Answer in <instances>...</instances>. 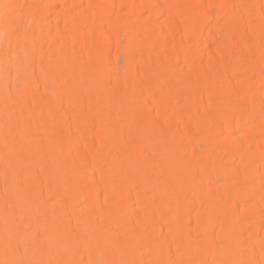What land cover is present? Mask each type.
<instances>
[{
    "label": "bare ground",
    "instance_id": "bare-ground-1",
    "mask_svg": "<svg viewBox=\"0 0 264 264\" xmlns=\"http://www.w3.org/2000/svg\"><path fill=\"white\" fill-rule=\"evenodd\" d=\"M26 1L0 0V167L10 174H0V264H53L61 255L65 264H77L84 246L95 249L88 264H264V0H63L57 11L53 7L60 0H29L36 2L29 7ZM112 11L125 19H111ZM101 14L109 20L102 21ZM161 16L166 18L163 25ZM223 17L227 19L219 24L211 22ZM95 23L100 25L95 40L104 48L121 43L116 28L124 26L127 35L133 34L126 44L137 53L131 59L137 60L138 69L127 66L133 69L128 83L132 92L120 90H127L123 77L126 86L116 79L119 88L111 87L108 72L115 69L112 59L118 61L119 54L111 58L107 48L99 52L95 40L91 53L88 29ZM222 30L228 38L218 41ZM43 42L54 46L40 51ZM181 60L190 62L187 72H179ZM238 73L246 76L238 78ZM150 74L159 78L160 86L170 81L176 87L173 81L179 79L189 88L183 92L187 86L179 85L178 94L168 86L174 98L165 96L157 80L155 85L153 77L146 79ZM144 81L164 94L160 103L159 97L155 101L159 105L152 103L158 112L151 122L158 125L134 123L145 110L138 102L139 86L145 94L155 91ZM39 95L51 98L40 109ZM218 95L222 100L204 102ZM124 96L130 104L137 100L142 105H136L138 114L133 106V114L125 101L132 115L127 113L128 122L118 121V126L115 119L107 120L127 107ZM103 99L113 100V106L106 101L102 105ZM64 103H71L76 113H62ZM71 111L88 129L77 131L75 122L68 124L64 115ZM182 115L187 121L176 136L173 126H179ZM194 159L202 162L191 163ZM163 172L171 178L174 174L175 181H160ZM219 178L227 181L218 183L226 184L225 191L210 186ZM210 188L216 193L209 194ZM56 196L62 209L57 201L50 202ZM146 198L150 204L135 206L141 209L133 222L131 203ZM192 206L197 207L194 225L186 215ZM170 221L168 230L164 222ZM163 223L171 235L158 241ZM110 225L135 238L125 244V233L119 231L120 241H113L117 228ZM25 227L33 229L34 238L45 230L46 240L30 239ZM78 233L85 236L79 237L82 244L74 239Z\"/></svg>",
    "mask_w": 264,
    "mask_h": 264
},
{
    "label": "rangeland",
    "instance_id": "rangeland-1",
    "mask_svg": "<svg viewBox=\"0 0 264 264\" xmlns=\"http://www.w3.org/2000/svg\"><path fill=\"white\" fill-rule=\"evenodd\" d=\"M28 1H29V0H27L26 3L24 2V6H25V7H27L28 5L30 6V5H32V4L34 5V4L36 3V2H32V1L28 2ZM62 1H63V0H60V2L57 3V4H58L57 6L54 5L53 9H55V10L57 11L59 8H61V3H62ZM165 1H166L167 4L172 2V0H170L171 2H170L169 0H165ZM165 1H164V2L161 1V4L164 5ZM167 1H168V2H167ZM27 2H28V3H27ZM166 3H165V4H166ZM27 4H28V5H27ZM159 4H160V2H159ZM161 4H160V5H161ZM29 6H28V7H29ZM166 6H167V5H166ZM80 8H82V7H80ZM55 10H54V11H55ZM54 14H55V13H52V14H51V18L54 16ZM106 14H108V13H106ZM106 14H104V15L101 14L102 16L99 15L98 18H100L102 21L105 20L106 18H107L106 20H109V17H108V16L105 17ZM117 14H120V15L118 16ZM145 14H146V15H145ZM148 14H149L148 12H146V13L144 12V14H142V16L144 15L143 17L149 18V16L147 17ZM108 15H109L110 18L113 19V20H118V19L120 20V19H122V14H121V13H117L116 11H112V12H111V15H110V13H109ZM111 16H113V17H111ZM117 16H118V17H117ZM125 16H126V15H125ZM125 16L123 17V19H125ZM102 17H103V18H102ZM104 17H105V18H104ZM225 17H226V16H225ZM225 17L220 18L219 21H218V20H211V22L214 23L215 21H217L216 23L219 24V23H221L222 21H225V20L227 19V18L225 19ZM53 18H54V17H53ZM100 19H99V20H100ZM123 19H122V20H123ZM159 19H160V20H159ZM158 20H159L161 23H162V21H163V23H162V25H163V24L165 23L164 21L166 20V18H165V16H161V18L159 17ZM120 21H121V20H120ZM138 23H139V22H138ZM95 24H96V25H94V26L90 27V29H88L89 31L91 30L90 33H89V35H91V33H92V37L90 36V38H91V40H92V46H93V47L91 48V53L93 52L92 50H96V47H94V46H95V43H96V46H98V45H99L98 47L101 46V49H102V48L105 49V50L108 49L107 53H108L109 55H111V56H110L111 58H115V54H116V53H117L116 55L119 54L118 57L116 56L117 59H118V61H116V58H115V60L112 59V60H113L112 62H113V63L115 62L114 66H113V65H112V66H113V68L115 67V69H116V66H117V69H116V70L113 69V70H110V72H108V74H109V78H110V79L107 77V79H106V83L109 84V81H110L111 84H114V82H115V83H118V82L116 81V79H117L118 81H120L119 83H121L123 86H126V85H127V87H126L127 90L124 89L125 87H124V88H122V87L120 88V90H121L124 94H126L127 91H131V86H130V89H128V86H129L128 83L131 84L130 82L132 81V78H133V74L131 73V70H133V69L135 70V68H134L135 65H136V68L138 69V66H137V65H138V62H137V60H136L137 64H136L135 61H134V62H135L134 65L131 63V62H133L132 60L134 59V58H133V57H134L133 55H135L134 53H136V52H133V50H135V49L132 50V49L128 48L129 43H131V42H129V41H132V39H131L132 37L130 38V36H131L132 33L129 32L130 35H129V34L127 35L128 32L125 33V31H128V29L126 30V28H125L124 26H123L124 28H123L122 26H121V28H116L117 33L120 34V36H121V43L118 44L117 46H116L115 44H111V45L109 44L110 46H109V47H106V48H107V49H106V48L102 47V44L99 43L98 40H97V42H96V40H95V38H98V37H96V36L99 35V30H100V29H99V28H100V25L98 26L97 23H95ZM93 27H94V28H93ZM95 27H96V28H95ZM159 27H160V26H159ZM160 28H161V27H160ZM92 29H94V30H92ZM119 29H120L121 31H120ZM156 29H157V31L160 30L158 27H156ZM156 29H154V30L156 31ZM206 29L208 30V27H207ZM123 30H124V31H123ZM129 31H130V30H129ZM155 31H153V32H154V34L156 35V32H157V31H156V32H155ZM222 31H223V32H222ZM222 31H221V35H222V36H220V35L218 36V35H217V38H218V39H217V38H214V36H212V38H213V39H217L218 41H221V40L224 41V39L227 40L228 37L225 35L224 30H222ZM93 32H94V33H93ZM96 32H97L98 34H96ZM131 32H132V31H131ZM153 32H151L150 34L152 35ZM123 33H124L125 35H123ZM94 34H95V35H94ZM121 34H122V35H121ZM154 34H153V35H154ZM132 35H133V34H132ZM155 35H154V36H155ZM122 36H124V37H122ZM127 37H128L129 40H128V39H125V38H127ZM215 37H216V36H215ZM92 38H94V39H92ZM148 38H149V37H148ZM94 40H95V41H94ZM124 40H125V41H124ZM143 40L145 41L144 38H143ZM143 40H142V42H143ZM217 40H215V41H217ZM226 40H225V41H226ZM93 41H94L95 43H94ZM128 42H129V43H128ZM43 43H44V44H42V45L40 44V46H39V47H41V48H39L38 46H36V47H38V48L40 49V51H41V49L43 50V48H44V50H45V48H46V49L48 48V50H51V49L53 48V46H54L53 43H50V44H48L49 42H43ZM46 43H47V44H46ZM97 43H99V44H97ZM127 43H128V45L126 46ZM143 43H146V41L143 42ZM193 43H194V42H191V43H189V45H191V44H193ZM52 44H53V46H52V48H51V45H52ZM120 45H121V47H120ZM115 46H116V47H115ZM194 46H195V44L192 45L191 48H193ZM30 47L33 48V47H35V45L32 44V45H30ZM98 47H97V49H98ZM125 47H126V49H125ZM114 48H115V49H114ZM210 48H212V47H210ZM33 49H35V48H33ZM36 49H37V48H36ZM103 49H102V50H99V52L103 51ZM119 49H120V51H119L120 53L116 51V50H119ZM48 50H46V51H48ZM129 50H130V51H129ZM115 51H116V52H115ZM136 51H137V49H136ZM126 52H127V53H126ZM132 52H133V55H132ZM91 53H90V55H91ZM130 53H131V54H130ZM92 54L94 55V54H95V51H94ZM128 54H130L129 56H131V57H129ZM136 54H137V53H136ZM81 58H82V57H81ZM129 58H130V59L133 58V59H131L130 61H127V60H129ZM76 60H77V59H76ZM83 60H84V63L87 64V65L90 64V62H91V64H92L93 61H94V60H93V57L90 58V62H88V61H89V58H88V59H84V58H83ZM92 60H93V61H92ZM134 60H135V59H134ZM78 61H80V57H79L78 60L75 61V62H77V63L79 64ZM185 61H186V60H185ZM185 61L181 60V63H180V61H178V63L176 62V63H177L176 66H179V68H180V69H179V72H181L182 69L184 70V72H187V71L189 70L191 64H189L190 62H188V61L185 62ZM82 62H83V61H82ZM116 62H117V64H116ZM134 62H133V63H134ZM128 63H129V64L131 63L133 66H130ZM178 64H179V65H178ZM183 64H184V65H183ZM182 65H183V67H182ZM188 65H190V66H188ZM127 66L132 67L133 69H132V68H129V67H127ZM176 66H175V67H176ZM126 67H127V68H126ZM185 67H187V68L189 67V68L187 69V68H185ZM177 69H178V67H177ZM177 69H176V70H177ZM180 70H181V71H180ZM115 71H116V72H115ZM129 71H130V72H129ZM177 71H178V70H177ZM130 73H131V74H130ZM108 74H107V75H108ZM239 74H242V73H238V74H237V77L239 76L238 78H240V76H241V75H239ZM130 75H132V76L130 77ZM150 75H151V74H150ZM150 75H149V76H150ZM152 75H153V74H152ZM152 75H151V77H147L146 79H149L148 81H151V78L153 77L154 79L152 78V81H151V82H153V81L155 82V81L157 80L156 82L159 84V83L161 82V81L158 82V79H159V78L154 77V75H153V76H152ZM167 76H168V75H167ZM167 76H166V77H167ZM245 76H246V74H243L241 77H245ZM122 77H123L124 79H121V80H122V81H123V80L126 81V82H125L126 85L123 84L124 81L122 82V81L120 80V78H122ZM126 77H127V78H126ZM168 77H169V76H168ZM237 77H236V75H235V79H237ZM114 78H115V79H114ZM155 78H156V79H155ZM169 78H170V77H169ZM108 79H109V81H108ZM114 80H115V81H114ZM107 81H108V82H107ZM146 81H147V80H146ZM165 81H166V80H165ZM177 81H178V82H177ZM140 82H141V81L138 82V85H141L142 87H145V85L142 84L143 81H142L141 83H140ZM144 82H145V81H144ZM154 82H153V83H154ZM156 82H155V83H156ZM176 82H177V83H176ZM176 82L173 81V84H174L176 87H179V85H180L181 87H182V86H185V87L187 86L186 88H184L183 92L185 91V89L189 88V87H188V84H187V83H184L185 81H182V80L177 79ZM119 83H118V84H119ZM145 83H146V82H145ZM145 83H144V84H145ZM155 83H154V84H155ZM157 83H156V84H157ZM164 83L166 84V82H164ZM170 83H171V82L169 81V84H170ZM180 83H181V84H180ZM147 84H148V85H147ZM156 84H155V85H156ZM158 84H157V85H158ZM169 84L167 83V84H166L167 86H166V85H164L163 83H161V86H160V84H159L158 86L161 87V90H162V89L166 90V91H165V96H166V94L168 93L167 96H170V97L172 98L173 96L170 95V94H173V93H171V91L168 90L169 88L165 89L166 87L169 86ZM119 85H120V84H119ZM119 85H118V87H117V85L114 84V85L111 86V87L117 89V88H119ZM149 85H150V83L147 82V83H146V87H147L148 89H150V90L155 89V87H157V86H154V88H152L153 86H151V87L149 88ZM170 85H172V84H170ZM109 86H110V84H109ZM109 86H108V87H109ZM115 86H116L117 88H116ZM40 87H41V89H40V91H41V90H42V86H40ZM40 87H39V88H40ZM111 87H110V88H111ZM159 87H157V88L159 89ZM169 87H170V86H169ZM172 87H173V86H172ZM172 87H170V88H172ZM176 87H173V88H175V92H177V91H176ZM113 88H111V89L107 88V90L109 89L108 91H110V90L113 91ZM139 89L143 90V88H140V86H139ZM139 89H138V90H139ZM145 89H146V88H145ZM216 89L219 90L218 88H216ZM120 90H119V89L117 90V91H118V94L121 92ZM124 90H125V92H124ZM141 90H140V91H141ZM171 90H173V89H171ZM177 90H178V89H177ZM37 91H38V88H37ZM111 91H110V92H111ZM114 91H116V90H114ZM140 91H139L138 94H139V95L141 94V97L138 96V97L140 98V100H138V102H141V103L143 104L142 108L145 107V110H146V111H145L144 109H142V110H144V112H143L142 110H140V109H141V108H140L141 106L139 107V104H140V103H138L137 100H135V102H132V101H131L133 104H130V101H128V100H130V98H129V99H126L125 96H124L125 99H123V104L126 105V103H125V101H126V102H128V103H127L128 105H131V107H129V106H127V105H126L127 107L124 106V110H123L122 108H121V110H120V114L122 113L121 115H123V116H121V115H119V114H118L119 116H118V115H116V116L113 115L114 117H109V120H107V121L110 122V119L113 120V121H114V119H115V122L117 121L116 124H117L118 121H119V123L123 125V122H124V123H125V122H128V121H127V119H128L127 117H128V116H126V115H128L130 112L134 114V112L138 110V109L136 108V105H137L138 108H140L139 110L142 111L143 114H145V117L143 116V114L140 115L142 112L140 113L139 111H137L135 114H138V112H139V116H140V117L137 118L135 115H133L134 118L136 117V119L133 118L135 124H137V123H141L142 121L147 123V121L149 120L150 122H148L147 124L158 125V122L156 123L157 120H155V123H154V121L151 122V121L153 120L152 118L154 117V114L156 113V115H157V112H158V111L156 112V110H158V108L156 107V104H152V103H153V102H154V103H157L158 101H159V103H160V98H162L161 94H163V91L158 93V90H157V89H155V91L152 90V92L148 90L147 93H149V96L146 95L147 93L145 94V91H144V93L141 91L143 94L140 93ZM159 91H160V90H159ZM181 91H182V90L179 89V91H178L177 93L179 94V92L181 93ZM131 92H132V91H131ZM173 92H174V91H173ZM107 93H108V92H107ZM107 93L105 92V95H106ZM123 93H122V94H123ZM135 93H136V91H135ZM169 93H170V94H169ZM37 94H41V93H39V91H38ZM80 94H81V96H83V97L86 96V93H85V92H83V93L80 92ZM82 94H83V95H82ZM120 94H121V93H120ZM144 94L146 95V97H149V98H148V101L151 99V100H150V101H151V104L153 105L154 108L156 107V109H154V108L151 109L152 105H151L150 103H149L148 105H151V107L148 106V105H147V106H146V105L144 106V103H145V102L148 103V101H146V100H147L146 97H145V99H144V103L142 102L143 99H142V101H141V98H144V96H145ZM174 94H175V93H174ZM174 94H173V95H174ZM49 95H51L50 97L53 96L52 93H49ZM49 95H47L46 97H48ZM109 95H110V93H109ZM150 95H152V96H150ZM155 95H156V96H155ZM159 95H160V96H159ZM39 96L41 97V95H39ZM163 96H164V94H163ZM218 96H219V95H218ZM40 97H39V98H40ZM46 97H45V98H42V97H41L40 99H38L39 101H37V104H38V105H37V108L39 107V109H40V108L44 107L43 105H45V104L47 105V103H49L48 101H50L51 98H50V100H48V98L46 99ZM135 97L137 98V95H136V94H135ZM150 97H151V98H150ZM155 97H156V98H155ZM158 97H159V100H158ZM139 98H138V99H139ZM152 98H153V99H152ZM173 98H174V97H173ZM219 98H220V99H219ZM41 99H43V100H41ZM204 99H205L204 102H207V103L209 102L210 99H212V100L215 99L216 102H218V100H219V101L222 100L221 96H219V97H217V96H215V97L212 96L211 98H204ZM121 100H122V99H121ZM152 100H153V101H152ZM156 100H158V101L155 102ZM41 101H42V104H41ZM44 101H45L46 103H45ZM103 101L105 102L106 100L103 99ZM109 101L113 102V100H107L106 102H108V105H110L109 103H111V102H109ZM133 101H134V100H133ZM101 102H102V101H101ZM104 102H102L101 104H102V105H103V104L106 105L107 103H106V102L104 103ZM136 102H137L138 104H135ZM39 103H40V104H39ZM147 103H145V104H147ZM159 103H157V105H159ZM70 104H71V103H69V104L66 103V105H65V103H64V104L61 106V109H62L61 111H63L62 113H64L65 110H67V111H69V112H70V110H72L73 113H76L75 108L72 106V104H71V105H70ZM134 104H135V105H134ZM142 104H140V105H142ZM41 105H42V106H41ZM177 105L180 106L179 102L177 103ZM40 106H41V107H40ZM71 106H72V107H71ZM110 106H113V105H110ZM110 106H109V107H110ZM133 106H134V108H132ZM178 106H177V107H178ZM128 107L130 108V109H128V110H130V112H128V111L126 110V108H128ZM146 107H147V109H146ZM149 107H150V108H149ZM37 108H36V109H37ZM71 108H72V109H71ZM131 108H132V109H135V111L133 110L134 112H132V111H131V110H132ZM68 109H69V110H68ZM73 109H74V110H73ZM136 109H137V110H136ZM149 109H150V110H149ZM153 109H154V110H153ZM148 110H149V111H148ZM72 111H71L70 114H68V115H64V116H67L66 118H68V119L70 120V121L68 120V124L72 123V125H70V126H73V123L75 122L77 126L74 125L73 127H75L76 130H77V128H78L77 131H85L86 129H88L86 126H89V125H87L86 123H85V124H82V122H80V119L78 120L77 115L75 116V115L72 113ZM87 111H88L87 113L89 114V111H90V113H91V112H92V109H90V110L88 109ZM216 111H218V110H216ZM93 112H94V114H95L94 107H93ZM146 112H148V116H149V117L147 116V113H146ZM151 112H152V113H151ZM167 112L170 113V110H168ZM78 113H79V112H78ZM127 113H128V114H127ZM131 113H130V114H131ZM153 113H154V114H153ZM217 113H218V112H217ZM92 114H93V113H92ZM152 114H153V115H152ZM41 115H42V114H41ZM41 115H40V116H41ZM43 115H44V114H43ZM131 115H132V114H131ZM156 115H155V116H156ZM37 116H39V115H37ZM42 117H43V116H42ZM70 117H71V118H70ZM115 117H116V118H115ZM118 117H120V119H119ZM143 117H144V118H143ZM146 117H148V118L145 119ZM180 117H181V118H180ZM72 118H73V120H72ZM117 118H118V119H117ZM123 118H124V119H123ZM178 118L180 119V120H178V121H179V122L182 121V122H181V123H178L179 126L176 125V123L174 124V126H173V133H174V134L176 133V130H178V132L180 131L179 128H181L183 121H184V120L187 121L186 118H185L183 115H182V116H179ZM106 119H107V118H106ZM125 119H126V120H125ZM137 119L140 120V122L137 121ZM154 119H155V118H154ZM98 120H100V119H98ZM103 120L105 121V119H101V120L99 121V123H103ZM107 121H105L106 124H107ZM185 121H184V122H185ZM69 122H70V123H69ZM109 122H108V123H109ZM121 122H122V123H121ZM143 122H142V124H143ZM65 123H67V121H66ZM75 123H74V124H75ZM77 123L79 124L80 127H78V124H77ZM105 123H104V124H105ZM119 123H118V126L120 125ZM111 124H113V123H111ZM126 124H127V123H126ZM144 124H145V123H144ZM107 125H108V124H107ZM107 125H106V126H107ZM113 125H114V124H113ZM122 125H121V127H120L121 129L124 127V126L122 127ZM124 125H125V124H124ZM137 125H140V124H137ZM175 125H176V127H175ZM101 126H102V125H101ZM103 126H104V125H103ZM106 126H105V127H106ZM108 126H109V125H108ZM110 126H111V125H110ZM110 126H109V127H110ZM116 126H117V125H116ZM73 127H72V128H73ZM177 127H178V128H177ZM182 127H183V126H182ZM81 128H82V129H81ZM124 128L126 129V125H125ZM79 129H80V130H79ZM125 129H124V130H125ZM181 129H183V128H181ZM174 134H173V136H172V134H171V138H170V139H172V137H174L172 140H173V141H176V139H177V137H176L177 134H175L176 136H174ZM202 135L205 136L204 134H201V136H202ZM169 136H170V134H169ZM41 137H43V136H41ZM40 140H42V139H40ZM40 140H39V141H40ZM43 141H44V140H43ZM41 142H42V141H41ZM37 143H38V141H37ZM189 145H190V144H189ZM200 145H201L200 148H201V149H204L203 144L200 143ZM148 147H149V146H148ZM150 147H151V146H150ZM149 149H150V148H149ZM150 150H151V149H150ZM150 150H149V151H150ZM143 153L145 154L146 151L144 150ZM185 155H186V154H184L183 156L185 157ZM186 156H187V155H186ZM188 156H189V155H188ZM189 157H190V156H189ZM187 159H189V158L187 157ZM195 160H196L197 162H195ZM194 162H195V163H194ZM199 162L201 163L202 160H201V161H199V160H197V159H194V161L191 160V163H194V164H200ZM235 163L237 164V162H235ZM235 163H233L232 165H233V166H234V165L236 166ZM232 165H230V166H232ZM236 167H240V165L237 164ZM1 171H2V174H3V175H6L7 178H8V175H9V178H10V174H9V172L7 173V172L5 171V169L3 170V169L0 167V174H1ZM4 172H6V174H5ZM3 175H2V176H3ZM158 175H159V174H158ZM170 175H171L170 172H169V173H164V172H163V174H162V176H161L162 178L159 177V176H158V178L160 179V181H161V179H164V180H166L165 182H168V183H169V182L172 181V178L174 177V176H173L174 174H172V178L170 177ZM0 178H1V176H0ZM2 178H3V177H2ZM158 178H157V179H158ZM165 178H166V179H165ZM221 179H222V178H219L220 181H218L216 185H215V183H212L210 186H212V187L215 186L214 188H216V189H218V190H219V189H220V190L222 189L223 191H225L224 189H226V187H225V188H222V186H226V184L220 186V185H218V183L220 182V184H221L222 182L225 183V182H227V181L224 180V179H223V180H224V181H223V180H221ZM173 180L175 181L174 178H173ZM174 181H172L171 183H173ZM213 184H214V185H213ZM0 185H2V184L0 183ZM217 185L220 186V187L217 188V187H218ZM210 186H209V187H210ZM207 190H208V189H207ZM212 190H213V191H212ZM218 190H217V192H218ZM220 190H219V191H220ZM222 190H221V191H222ZM210 191H211V193H214V192H215V190L212 189V188H210V190H208L207 192L210 194ZM221 191H220V192H221ZM27 193H28V192H27ZM215 193H216V192H215ZM147 195H148V196H151V195H153V193H152V192H148ZM0 197H1V195H0ZM193 198L197 199L196 196H194ZM57 200L59 201V198L56 196V197L54 198V200H52V201H50V202H54V203H55ZM58 201L56 202L57 205H58V203H59ZM142 201H143V202H142ZM146 201H147V203H146ZM149 202H151L150 199L148 198V200H147V198H146V199H144V200L141 199V200H138L137 202L135 201V202L131 203V205H130V208H131V209H130V208H129V209L131 210V213L134 212V213L132 214V215L134 216V217H133V222L135 221V218L138 217L137 214L140 212V211L137 210V209H141L145 204L148 205ZM149 204H150V203H149ZM57 205H55V206H57ZM61 205H62V204L59 203L58 206H59V208L62 209V208H63V205H62V206H61ZM138 205H139V207H141V208L135 207V206H138ZM51 206H52V208H55V206H53V205H51ZM76 207H77V208L79 207V209L81 208L82 211H85V210H83V205H79V206H76ZM57 208H58V207H56V210L54 209L56 212L60 210V209H57ZM193 208H194V209H193ZM239 209H241V207H239ZM133 210H134V211H133ZM136 210H137L138 212H137ZM170 210H171V211H170ZM132 211H133V212H132ZM190 211H191V213H190ZM188 212H189L190 214H189V213H188V214L186 213V215L189 217V221H190L191 225H194V222H193V221H194V219L196 218L195 216H196V214H197V207H196V206H194V207L192 206V207L189 209ZM167 213H168V215H171V214L173 215L174 211L172 210L171 207H170V209H169V207H168V209H167ZM195 213H196V214H195ZM1 214H2V213L0 212V215H1ZM190 216H192L191 219H190ZM193 216H194V217H193ZM98 219H99V218H97V220H98ZM192 219H193V220H192ZM170 222H171V221H170ZM172 222H173V221H172ZM172 222H171V223H172ZM164 223L167 224V225H169V226L166 225V226L168 227V230L170 229L169 227H170L171 225H173V223H172V224H170V223H168V222H164ZM164 223H163V227H162V228H164V232H163V230L161 229L163 233L161 232L160 234H158L159 236L157 235V237H156V239H157L158 241H159V240H162L163 238H165V236L170 237V235H171V234H170L171 231H168V230L166 229L167 227H165V224H164ZM110 227H111V228H117V229H115V232H114V230H113L114 233H116V234L118 233V234H119V233L123 232V233L126 234V235L124 234L125 238H126V236L129 237V238L127 237V238L125 239V238H123L124 236L121 234V236H122V238H123V239H121V240H124L123 243L126 242L125 244L130 243V242L135 238L134 236L131 237V235H132L131 232H128V231L125 232V231H123L121 228H119V227H113V226H111V225H110ZM118 228H119V229H118ZM30 230H31V231H30ZM166 230H167L168 232H166ZM25 231H26V232L28 231V232L26 233L27 236H28V235H30V236L33 235V238H32V236H31V238H30V236H28L30 239H33V240L36 239V241H38V239H39V241H40V240L43 241V239L46 240L45 236H46V233H47V232H46L45 230H44V231H41L40 234L35 235V238H34V233H35V232L33 231V229H32L31 227H28V228L25 227L24 233H25ZM29 231H30V233H29ZM119 231H121V232H119ZM110 232H111V231H110ZM165 233H166L167 235H165ZM118 234H117V235H114V234H113L114 236L117 237V238H116V237H114V238L112 237V238L114 239L113 241L116 242L117 239L121 238V237L119 236L120 234H119V235H118ZM130 234H131V235H130ZM169 234H170V235H169ZM160 235H163V237L161 238ZM36 236H37V237H38V236H39V237L41 236V237H43V239H42L41 237L37 239ZM82 236H83V239H84L85 236H84L82 233H78L77 235H74V239H75V241L78 242L79 244H80V241H81V244H82L84 241L81 240V239L79 238V237L82 238ZM149 236L151 237L152 235L149 234ZM118 237H119V238H118ZM152 237H153V236H152ZM78 238H79V241H78ZM115 238H116V239H115ZM159 238H160V239H159ZM86 239H87V238H85V241H87ZM156 239H155V240H156ZM82 241H83V242H82ZM117 241L119 242L120 239L117 240ZM118 242H117V243H118ZM121 242H122V241H121ZM18 243H19L20 245L22 244L21 242H18ZM18 243H17V247L19 246ZM191 243L194 244L193 242H191ZM85 247H86V246H84V247L81 248V249L83 250V251H82V254H84V255H82V260H80V259H81V256H80V258H78V262H77V264H84V263H85V264H88L89 259H90L89 257L94 256V254H92V252H93L95 249H93L92 246H87V247H86V248L88 249V250H87ZM88 247H89V248H88ZM84 250H86V251H84ZM86 252H87V253H86ZM88 252H89V253H88ZM144 252L146 253V256H148V255L150 254V251H149V250H146V251H144ZM93 253H95V252H93ZM88 254H89V255H88ZM86 256H87V257H86ZM146 256H145V257H146ZM84 257H85V258H84ZM87 258H88V259H87ZM146 258H147V257H146ZM63 259H65L64 262H63ZM83 259L86 260V261H84ZM61 260H62V261H61ZM87 260H88V261H87ZM60 261H61V264H63V263L65 264V261L67 262L66 257H65L64 255H61V258H60V256H58V260H57V262L55 261L54 263H55V264H57V263L60 264ZM143 261H145L144 258H143ZM80 262H81V263H80ZM54 263H53V264H54ZM25 264H26V263H25ZM27 264H32V263H27ZM93 264H94V263H93ZM95 264H98V263L95 262Z\"/></svg>",
    "mask_w": 264,
    "mask_h": 264
}]
</instances>
